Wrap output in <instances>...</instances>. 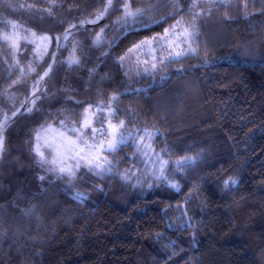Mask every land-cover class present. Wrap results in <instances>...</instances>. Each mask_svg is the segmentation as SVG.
<instances>
[{
  "label": "trees",
  "instance_id": "trees-1",
  "mask_svg": "<svg viewBox=\"0 0 264 264\" xmlns=\"http://www.w3.org/2000/svg\"><path fill=\"white\" fill-rule=\"evenodd\" d=\"M180 23L195 52L128 82ZM90 107L128 138L61 172L38 134ZM0 146V264H264V0H0Z\"/></svg>",
  "mask_w": 264,
  "mask_h": 264
},
{
  "label": "rangeland",
  "instance_id": "rangeland-1",
  "mask_svg": "<svg viewBox=\"0 0 264 264\" xmlns=\"http://www.w3.org/2000/svg\"><path fill=\"white\" fill-rule=\"evenodd\" d=\"M194 30L193 26L180 23L164 34L143 40L128 50L119 61L127 81L153 74L165 64L195 52ZM6 39L16 53L21 42L32 44L41 58L46 56L52 42L49 35H38L34 31L26 32L19 28L13 29ZM99 111L110 113L104 107H90L77 126L62 128L51 125L43 128L37 137V153L42 157L47 156L55 168L67 174L83 165L103 168L107 161L106 152L113 151L128 136L119 125L109 120H104L103 126H97L95 116ZM141 138V143H145L143 148L147 151L151 148L149 137L146 140L144 136ZM1 149L0 146V156Z\"/></svg>",
  "mask_w": 264,
  "mask_h": 264
}]
</instances>
